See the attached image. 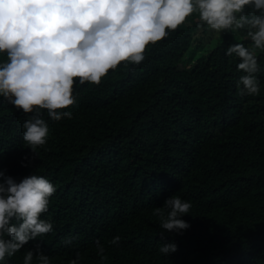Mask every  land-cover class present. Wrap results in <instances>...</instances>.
<instances>
[{
    "label": "trees",
    "instance_id": "obj_1",
    "mask_svg": "<svg viewBox=\"0 0 264 264\" xmlns=\"http://www.w3.org/2000/svg\"><path fill=\"white\" fill-rule=\"evenodd\" d=\"M201 24L193 14L150 44L139 65L122 62L99 85L77 80L76 104L63 110L71 119L42 110L49 135L36 155L23 139L35 113L0 97V172L17 182L34 173L56 188L41 216L52 232L7 264H23L37 245L52 264L77 253L81 264H99L97 240L106 264H264V52L260 94L241 97L240 60L226 53L251 41L243 30L209 38ZM173 195L192 204L182 234L153 215ZM173 242L175 253L159 252Z\"/></svg>",
    "mask_w": 264,
    "mask_h": 264
},
{
    "label": "clouds",
    "instance_id": "obj_2",
    "mask_svg": "<svg viewBox=\"0 0 264 264\" xmlns=\"http://www.w3.org/2000/svg\"><path fill=\"white\" fill-rule=\"evenodd\" d=\"M193 14L216 33L246 32L243 39L251 46L236 43L226 54L239 58L237 67L244 73L237 82L238 95L258 96L264 0H0V54L6 56L0 62V97L24 113H35L23 124L27 148L36 155L47 143L49 125L42 110L53 121L72 118V112L63 110L76 104L77 80L99 85L122 62L139 65L150 44L164 40ZM55 192L44 176L33 173L17 182L0 172V262L7 264L6 257L52 232L53 224L41 216ZM191 208L190 202L173 195L153 215L162 229L182 234L190 225L181 217ZM73 240L68 237L63 243ZM119 242L118 235L109 241ZM95 249L99 264H106L104 244L95 241ZM177 250L174 242L159 248L166 256ZM34 259L35 264H52L39 245L26 252L23 264H34ZM82 260L77 253L69 264Z\"/></svg>",
    "mask_w": 264,
    "mask_h": 264
},
{
    "label": "rangeland",
    "instance_id": "obj_3",
    "mask_svg": "<svg viewBox=\"0 0 264 264\" xmlns=\"http://www.w3.org/2000/svg\"><path fill=\"white\" fill-rule=\"evenodd\" d=\"M208 32H209V38H212V39H214V38H218L219 37V35L221 34V33H216L215 31H213V30H211V29H208Z\"/></svg>",
    "mask_w": 264,
    "mask_h": 264
}]
</instances>
